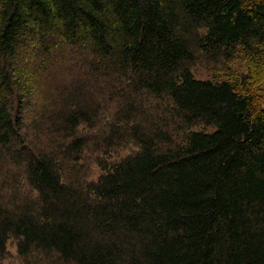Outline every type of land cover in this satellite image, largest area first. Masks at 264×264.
Returning a JSON list of instances; mask_svg holds the SVG:
<instances>
[{
  "label": "trees",
  "instance_id": "16d2710c",
  "mask_svg": "<svg viewBox=\"0 0 264 264\" xmlns=\"http://www.w3.org/2000/svg\"><path fill=\"white\" fill-rule=\"evenodd\" d=\"M10 241L23 264H264V0H0Z\"/></svg>",
  "mask_w": 264,
  "mask_h": 264
},
{
  "label": "rangeland",
  "instance_id": "374dc122",
  "mask_svg": "<svg viewBox=\"0 0 264 264\" xmlns=\"http://www.w3.org/2000/svg\"><path fill=\"white\" fill-rule=\"evenodd\" d=\"M239 66H240L239 61L235 62V64H232L233 70L244 71V69H240ZM195 77L204 80L214 79V74L212 73V70L210 68L202 64H198V66L195 69ZM96 172L99 173L100 171L96 169ZM0 264H23V259L18 255L17 247L12 241L8 243L7 253L4 256V258L0 260Z\"/></svg>",
  "mask_w": 264,
  "mask_h": 264
}]
</instances>
